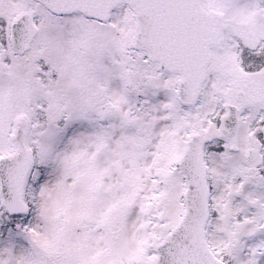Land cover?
Instances as JSON below:
<instances>
[{
	"label": "snow or ice",
	"instance_id": "6c2138e0",
	"mask_svg": "<svg viewBox=\"0 0 264 264\" xmlns=\"http://www.w3.org/2000/svg\"><path fill=\"white\" fill-rule=\"evenodd\" d=\"M0 264H264V0H0Z\"/></svg>",
	"mask_w": 264,
	"mask_h": 264
}]
</instances>
